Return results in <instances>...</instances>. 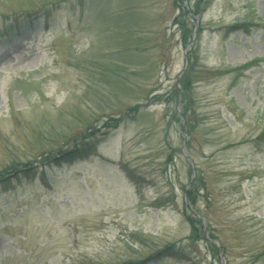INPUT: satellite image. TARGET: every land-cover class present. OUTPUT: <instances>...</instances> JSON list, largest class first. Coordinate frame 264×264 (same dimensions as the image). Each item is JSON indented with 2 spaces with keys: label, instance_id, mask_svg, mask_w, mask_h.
I'll return each instance as SVG.
<instances>
[{
  "label": "rangeland",
  "instance_id": "374dc122",
  "mask_svg": "<svg viewBox=\"0 0 264 264\" xmlns=\"http://www.w3.org/2000/svg\"><path fill=\"white\" fill-rule=\"evenodd\" d=\"M206 1L0 0V264H264V0Z\"/></svg>",
  "mask_w": 264,
  "mask_h": 264
},
{
  "label": "trees",
  "instance_id": "16d2710c",
  "mask_svg": "<svg viewBox=\"0 0 264 264\" xmlns=\"http://www.w3.org/2000/svg\"><path fill=\"white\" fill-rule=\"evenodd\" d=\"M189 3H190V1H189ZM206 3H207L206 0H199V4H197V2L195 3L196 8L194 7V9H191V10H193L194 14L198 15L201 12H203L204 8H202V7ZM183 14L189 15V12L183 10ZM182 27L184 30L183 31V38H184V41L187 42L188 39L190 37H192V33H191V30L189 29V27L187 26V24L185 22L182 23ZM188 56H190V55H188ZM248 66H245V67H248ZM244 69L246 70V68H244ZM181 79H182L181 83H180L181 86L178 88L179 90L176 91L175 95L177 97H182L184 101H188L189 100L188 95L190 93L191 86L193 85L192 71H187L182 76ZM138 109H139V107H134V108L129 110V113H131V114L137 113ZM190 112H191V110L187 106L184 107V110L182 112V116L185 119V126H186L185 128H187V135H189V136L192 134V128H193V123L189 120ZM112 122L113 123L108 124L107 127L112 128V129H117L119 127L120 122L119 121L115 122V120ZM90 138H91V140L89 141ZM94 138H95V140H94ZM83 139L84 140L80 144L75 145L72 150L58 154L55 157V161H57V162L60 161V160H58L60 157H67L69 162H70V161L83 159V158H86L87 156H90L91 153L96 148V140H97L96 135L91 134V135H88V137H84ZM253 142L257 143V146H261L262 144H264V130L262 131V133L257 138L254 139ZM196 183H197V185L199 183H201V185L205 189V182H204V180H202V177L197 178V180L195 181V184ZM195 184H193V187H191L186 192L187 198L189 201V205L191 204L193 206H196L197 199L199 197V194H198L199 190L196 191L197 190L196 188L199 185L196 188H194ZM187 221L191 225V230H192V233H191V236L189 237V240H191L192 242L204 240L205 230L203 229L201 221H199L196 218V216L191 214V213L189 215H187ZM209 237L213 240H216V237L212 233H210ZM206 243L208 244V242H206ZM209 245L215 249V252L217 253V257H218V261H219V259L222 258L220 251H219V248H217L216 245H211V244H209ZM170 249H171L170 247H167L166 251H169ZM164 254L165 253L162 251V252L158 253L155 258H160ZM140 264H142V263H140Z\"/></svg>",
  "mask_w": 264,
  "mask_h": 264
},
{
  "label": "water",
  "instance_id": "95a60500",
  "mask_svg": "<svg viewBox=\"0 0 264 264\" xmlns=\"http://www.w3.org/2000/svg\"><path fill=\"white\" fill-rule=\"evenodd\" d=\"M187 62H188V60H187ZM186 140H187V138H186ZM189 161H190V163L192 164V167H193V175H195V168H194V164H193V161L191 160V159H188ZM208 234V233H207ZM206 234V236H207V239L208 240H210L209 239V236ZM210 241H212V240H210ZM212 242H214V241H212Z\"/></svg>",
  "mask_w": 264,
  "mask_h": 264
}]
</instances>
